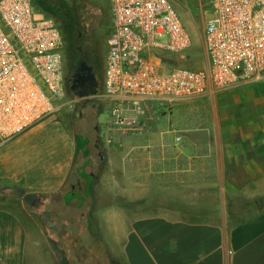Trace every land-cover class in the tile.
Instances as JSON below:
<instances>
[{"label":"crops","instance_id":"1","mask_svg":"<svg viewBox=\"0 0 264 264\" xmlns=\"http://www.w3.org/2000/svg\"><path fill=\"white\" fill-rule=\"evenodd\" d=\"M204 26L196 29L202 39ZM203 54L206 68L204 46ZM155 55L168 70L185 54ZM261 84L133 105L105 97L102 74L92 107L99 125L101 112L113 116L105 131L75 135L60 109L0 143V186L37 198L63 193L65 210L78 215L77 238L97 235L100 244L93 245L106 262L264 264V94L255 88ZM225 95L231 100H219ZM239 200L259 208L232 222ZM35 252L22 220L0 207V264H45ZM59 253L58 264H73Z\"/></svg>","mask_w":264,"mask_h":264},{"label":"built area","instance_id":"2","mask_svg":"<svg viewBox=\"0 0 264 264\" xmlns=\"http://www.w3.org/2000/svg\"><path fill=\"white\" fill-rule=\"evenodd\" d=\"M96 1L110 4L105 97L173 102L264 82V0H207L213 16L203 32L206 68L168 70L155 53L182 55L191 45L169 0ZM62 49L59 27L34 10L33 0H0V142L59 112Z\"/></svg>","mask_w":264,"mask_h":264},{"label":"rangeland","instance_id":"3","mask_svg":"<svg viewBox=\"0 0 264 264\" xmlns=\"http://www.w3.org/2000/svg\"><path fill=\"white\" fill-rule=\"evenodd\" d=\"M176 10L185 30L191 38L190 47L184 52V57L173 61V67H188L202 69L205 59L203 54V39L196 29L201 31L203 23L212 16L213 10L207 0H169ZM34 10L51 18L59 27L62 39L63 76L73 65L77 55V48L85 47L90 43L89 53L95 64L96 78L99 83L104 72V60L107 54V37L110 30V4L106 1L96 0H33ZM255 87L259 94H264V82ZM232 95V94H231ZM239 97V91L234 93ZM232 96L225 95L219 100H231ZM95 98L80 99L64 86V102L61 107V117L68 127L76 134L88 138L96 136L99 127L105 131L113 116L106 110L101 112L100 125L96 121ZM1 143V142H0ZM79 146L78 150H82ZM92 156L93 150H91ZM93 162L94 159L92 158ZM23 194L16 189L6 193V203L1 207L14 212L24 223L30 236L31 243L36 245L35 259L42 260L45 264H58L62 252L73 264H107L104 252L96 250V243L100 244L97 235L84 234L77 238V212L75 209L65 210L64 203L59 196L38 198L37 207H32V201L24 199ZM65 199L66 205L70 204V197ZM74 208V207H72ZM259 206L252 202L239 200L232 203V222H240L245 217L253 216ZM83 211L86 206L82 207ZM78 239V240H75ZM94 243V245H93ZM82 244H85L83 248ZM92 244V245H91ZM66 258V257H65ZM108 260H112L108 258ZM117 264H119L117 262Z\"/></svg>","mask_w":264,"mask_h":264},{"label":"flooded vegetation","instance_id":"4","mask_svg":"<svg viewBox=\"0 0 264 264\" xmlns=\"http://www.w3.org/2000/svg\"><path fill=\"white\" fill-rule=\"evenodd\" d=\"M90 43L87 42L85 47L77 48L78 57L75 58L72 67L64 75V86L68 87L77 97L79 92L82 91L79 80L87 74L88 68H91V73L96 77L95 64L89 53Z\"/></svg>","mask_w":264,"mask_h":264},{"label":"water","instance_id":"5","mask_svg":"<svg viewBox=\"0 0 264 264\" xmlns=\"http://www.w3.org/2000/svg\"><path fill=\"white\" fill-rule=\"evenodd\" d=\"M80 87L82 91L79 92V98H89L96 96L98 94V82L93 73H91V68L87 69V74L81 77L79 80ZM38 204L37 196H32V207L36 208Z\"/></svg>","mask_w":264,"mask_h":264},{"label":"trees","instance_id":"6","mask_svg":"<svg viewBox=\"0 0 264 264\" xmlns=\"http://www.w3.org/2000/svg\"><path fill=\"white\" fill-rule=\"evenodd\" d=\"M100 152V151H99ZM99 157V156H98ZM98 171L99 170H96L94 173H93V176H97L98 174ZM72 176L69 177L68 181L71 179ZM68 181L65 183V188H69V186L67 185L68 184ZM12 188L11 187H8V186H0V207L1 205H3L4 203H6V200H7V197L5 196L6 193L8 191H10ZM89 189V188H88ZM66 190H64L65 192ZM22 193V192H21ZM20 195H23V194H20ZM63 193H58L57 195H55L54 197H57L59 196L60 198L62 197ZM32 196H35V195H31V194H28V195H25L23 196L24 199H27L28 201H32ZM62 202L64 203V200L62 198ZM109 263L107 264H117V261H114V260H108Z\"/></svg>","mask_w":264,"mask_h":264}]
</instances>
